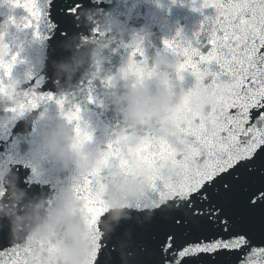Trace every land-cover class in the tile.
Wrapping results in <instances>:
<instances>
[{"label": "snow or ice", "instance_id": "1", "mask_svg": "<svg viewBox=\"0 0 264 264\" xmlns=\"http://www.w3.org/2000/svg\"><path fill=\"white\" fill-rule=\"evenodd\" d=\"M12 2L32 20L39 17L35 0ZM200 6L214 10L205 18L206 54L164 41L183 58L177 74L189 72L195 80L170 113L176 138L149 130L135 148L120 140L108 145L105 156L119 158L122 167L126 151L137 154L149 169L147 189L128 216L110 222L107 235L97 239L91 264H122L117 246L129 264H264V0H200ZM5 52L0 45V56ZM136 54L143 55L139 42ZM14 60H0L5 74ZM129 70L142 72L132 61ZM201 93L193 107L190 98ZM65 118L78 121L79 109ZM74 132L78 144L90 139L78 124ZM92 185L86 176L76 190L86 211L97 210L88 215L90 227L99 230L97 218L105 214ZM30 251L13 244L0 221V264H28Z\"/></svg>", "mask_w": 264, "mask_h": 264}, {"label": "water", "instance_id": "2", "mask_svg": "<svg viewBox=\"0 0 264 264\" xmlns=\"http://www.w3.org/2000/svg\"><path fill=\"white\" fill-rule=\"evenodd\" d=\"M39 17L32 20L12 0H0V60L15 56L7 74L0 68V90L18 86L72 84L127 91L142 85L156 70L152 57H177L164 41L196 48L206 54L211 8L200 0H35ZM76 8L70 14L69 9ZM28 27L24 26L25 22ZM114 22V23H113ZM139 42L143 55L133 53ZM99 48L98 58L89 54ZM130 61L142 72L129 70ZM175 67L165 81L174 94L183 95L194 85L189 72ZM179 105V104H178ZM177 105V106H178ZM176 106V107H177Z\"/></svg>", "mask_w": 264, "mask_h": 264}, {"label": "clouds", "instance_id": "3", "mask_svg": "<svg viewBox=\"0 0 264 264\" xmlns=\"http://www.w3.org/2000/svg\"><path fill=\"white\" fill-rule=\"evenodd\" d=\"M89 54L98 58L99 48H91ZM175 65V62L167 56H154L152 57V66L156 70V74L152 78L144 80L142 85L127 88V91L117 102H123L122 108L127 112L130 121L139 122L141 115L148 112H151L153 119H155L157 115H164L165 110L174 109L180 104L182 96L171 92L165 83L167 73ZM202 96L201 93L191 97V105L193 107L198 106L202 102ZM134 100L138 103H134ZM159 130L162 135L170 140L174 141V138H176L175 127L171 122L161 125ZM69 135L70 133L65 126L58 127L55 136L48 142L49 149L56 148L61 155H69L66 152L67 137ZM146 189L147 177H140L127 195L130 199L142 198V194ZM78 247L77 244L73 243L68 245L65 251L71 256L78 252ZM60 264H72V262L60 261Z\"/></svg>", "mask_w": 264, "mask_h": 264}]
</instances>
